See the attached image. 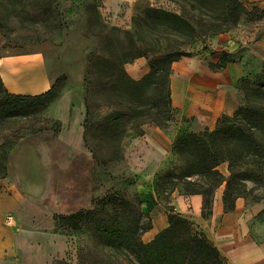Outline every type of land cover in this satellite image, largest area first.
<instances>
[{
    "label": "rangeland",
    "instance_id": "374dc122",
    "mask_svg": "<svg viewBox=\"0 0 264 264\" xmlns=\"http://www.w3.org/2000/svg\"><path fill=\"white\" fill-rule=\"evenodd\" d=\"M146 7L179 15L200 31L201 16L190 8L188 0H0L4 19L0 21V55L42 52L49 60L50 72L58 77L51 96L14 104L12 110L9 103L0 106V182L7 181L10 193L32 200L52 215L53 232L64 237L70 247L69 253L52 264H99L96 255H106L104 242L87 220L88 212L100 220L104 212H116L128 223L139 220L146 226L154 221L158 204L166 216L177 215L171 197L190 192L187 183L194 185L193 191H200V178L180 177L185 164L174 156L173 149L177 139L190 132L188 121L172 107L171 98L167 108L163 102L157 106L147 103L143 109L132 106L127 112L123 106L93 108V128L86 132L83 124L81 148H71L57 139L53 102L67 90L74 91L85 106L90 54L106 56L109 42L115 58L129 61L134 57L124 68L141 60L150 71L152 63L166 62L168 82L169 60L209 56L204 59L207 62L215 55L213 39L220 34L200 37L181 26L182 33L157 27L145 16ZM245 16L231 32L242 22L251 26L264 21L261 11ZM263 74L264 69L243 82L251 86ZM111 96L117 100L118 94ZM121 112L127 115L118 121L114 113ZM110 113V118L101 119ZM150 129L170 134L172 149L141 188L140 173L128 163L126 151L134 138ZM217 170L228 176L226 163ZM245 185L247 195L239 199L248 205L264 202V170ZM219 188L224 192L225 185ZM193 230L200 233L194 226Z\"/></svg>",
    "mask_w": 264,
    "mask_h": 264
},
{
    "label": "crops",
    "instance_id": "0c3cea01",
    "mask_svg": "<svg viewBox=\"0 0 264 264\" xmlns=\"http://www.w3.org/2000/svg\"><path fill=\"white\" fill-rule=\"evenodd\" d=\"M237 1L246 9L245 17L253 10L264 12V0ZM214 47L216 53L207 62L204 59L209 56L181 57L170 68L172 107L188 121V131L193 134L212 132L219 120L232 117L242 106L241 80L257 76L264 69V21L251 26L242 22L234 32L215 37ZM222 59L225 66L218 68ZM49 67V60L39 51L0 55V80L9 95L42 96L58 79ZM124 70L135 82L149 73L141 60ZM84 117V105L75 92L63 91L52 104L58 142L81 148ZM171 149L170 134L160 130L150 129L130 142L126 157L132 169L140 173L141 188ZM9 190L7 181L0 182V264H52L69 253L65 238L53 232L52 215ZM222 197L223 189L219 188L207 212L201 195L173 193L171 205L177 215L204 235L226 264H264V202L248 205L237 199L233 210L226 211ZM164 211L160 204L154 209L155 219L142 235L143 243L151 242L167 228Z\"/></svg>",
    "mask_w": 264,
    "mask_h": 264
},
{
    "label": "trees",
    "instance_id": "16d2710c",
    "mask_svg": "<svg viewBox=\"0 0 264 264\" xmlns=\"http://www.w3.org/2000/svg\"><path fill=\"white\" fill-rule=\"evenodd\" d=\"M188 1L190 8L201 16L199 32L193 30L189 22L179 15L148 7L144 13L157 27H166L175 33H182L179 28L181 26L188 32H196L200 37L227 33L237 25L242 16L247 15L246 9L237 0ZM0 21L4 22L2 15ZM210 21L220 24H209ZM115 45L124 49L119 42ZM107 48L106 56L97 57L93 53L90 54L84 99L83 124L86 132L93 128V108L123 106L127 112L132 106L135 109H143L147 103L157 106V103L163 102L166 108L170 104L166 62L152 63L149 73L135 82L124 70V65L134 57L129 61L126 58H115L111 42ZM180 58L181 56H177L167 64L171 68L172 63ZM224 66L225 61H222L218 68ZM243 81L241 80L240 89L243 92V104L232 117L219 120L212 132L181 136L173 149L174 156L185 164V172L180 177L183 179L196 176L202 183L200 191H193L194 185L187 183L191 191L185 195H201L206 212L210 209L214 192L223 184L224 209L232 211L235 201L247 195L245 183L257 179L264 170V74L251 86ZM54 86L45 95L23 97L9 95L0 80V106L9 103L8 107L12 110L15 108L14 104L40 101L52 95ZM112 93L118 94L117 100L111 96ZM111 115L112 113L101 119L107 120ZM114 115L119 121L127 114L121 112ZM224 163L227 164V177L217 170ZM157 186L156 184V189ZM87 214L88 222L107 250L103 257L96 255L95 260L99 264H226L204 235L195 232L192 223L179 215L168 213L167 228L145 244L141 236L150 230L149 222L146 226L139 220L128 223L116 212H104L101 220L95 218L94 212Z\"/></svg>",
    "mask_w": 264,
    "mask_h": 264
}]
</instances>
